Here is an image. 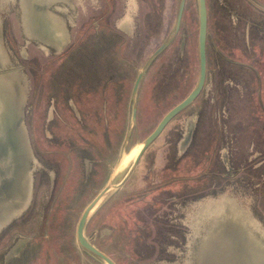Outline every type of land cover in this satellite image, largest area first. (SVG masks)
<instances>
[{
	"label": "rangeland",
	"instance_id": "1",
	"mask_svg": "<svg viewBox=\"0 0 264 264\" xmlns=\"http://www.w3.org/2000/svg\"><path fill=\"white\" fill-rule=\"evenodd\" d=\"M205 3L210 26L202 91L86 223L87 239L116 264H264L258 248L264 249V113L255 68L261 58L264 84V0ZM178 5L69 0L67 33L50 47L36 35L25 39L18 0H0L11 62L4 74L15 69L23 81L19 97L31 165V192L24 190L29 204L6 219V198L26 185L18 161L7 164L12 176L0 186V264H104L76 243L82 210L110 178L125 174L135 155L129 153L197 81V0H186L173 35ZM166 40L137 97L131 95L138 69ZM110 42L125 44L115 45L120 53L130 48L110 58L133 66L124 65L129 75L122 87L116 79L117 98L109 73L103 92L98 88V49ZM261 97L264 106V92ZM243 215L257 227L248 249L234 220Z\"/></svg>",
	"mask_w": 264,
	"mask_h": 264
},
{
	"label": "crops",
	"instance_id": "2",
	"mask_svg": "<svg viewBox=\"0 0 264 264\" xmlns=\"http://www.w3.org/2000/svg\"><path fill=\"white\" fill-rule=\"evenodd\" d=\"M18 1L20 8L21 32H24L25 39L31 40L30 38H33L34 35H36L45 46L49 45L50 47H53L54 44H59L60 39H63L64 33H67L63 28L65 23L64 12H66L64 5H67L69 0ZM10 65L11 62L7 58L6 42L3 37V23L0 18V186H3L1 184L4 182V179H11L12 173L7 172V164L11 161L16 160L21 165L20 169L21 174L23 175L22 177H24V173L26 174V185L24 186V189L21 187L16 188L14 196L6 198V207L9 213L6 214L5 219L12 211L15 212L16 207H20L24 210L27 204H29L28 202L30 199L27 196L28 193H26L27 191L24 193V190L26 186H31V178L27 170L30 163V146L26 131L23 127V113L20 110L22 104L21 98L19 97L23 81L19 72L15 69H8V74H4L6 72L5 68L10 67ZM23 169H25V172ZM223 199L224 198L221 197L220 201L217 203L219 205L222 204ZM214 200L213 197H208L206 202H213ZM239 204L240 203L234 204L237 206V209H246L245 206L244 208H240L241 205ZM244 218L245 215H243L242 219L235 218L234 220L238 225L237 230H240L238 234L243 236L245 246L248 249L249 247L246 245V240L254 238L253 232L254 229L257 231V227L250 222L247 224ZM258 248L259 252L264 254V249L262 247Z\"/></svg>",
	"mask_w": 264,
	"mask_h": 264
},
{
	"label": "water",
	"instance_id": "3",
	"mask_svg": "<svg viewBox=\"0 0 264 264\" xmlns=\"http://www.w3.org/2000/svg\"><path fill=\"white\" fill-rule=\"evenodd\" d=\"M186 0H179L174 32L176 35L179 31L182 15L185 7ZM198 9V31H197V52H198V77L192 90L175 106H173L165 115L160 119L156 127L143 139L137 152L135 153L131 164L123 176L117 173L114 177L110 178L105 186L92 198V200L82 210L76 226H75V240L83 251L93 256L104 264H116L115 261L106 253L95 247L85 236V226L89 217L93 212L115 191L124 181L129 177L133 169L136 167L141 156L150 144L160 135L165 126L182 110L188 107L199 95L203 88L206 77V32H207V12L205 0H197ZM169 40L164 41L157 50L151 55L146 62L145 66L155 57L167 44ZM138 81V80H137ZM134 119V114L133 117ZM131 130L125 136V140L129 138ZM120 176V177H119Z\"/></svg>",
	"mask_w": 264,
	"mask_h": 264
},
{
	"label": "flooded vegetation",
	"instance_id": "4",
	"mask_svg": "<svg viewBox=\"0 0 264 264\" xmlns=\"http://www.w3.org/2000/svg\"><path fill=\"white\" fill-rule=\"evenodd\" d=\"M206 12H207V32H206V43H207V39H208V28H209V26H210V20H209V26H208V9L206 8ZM115 26H117V25H115ZM178 33V32H177ZM210 33V32H209ZM127 34H132V32H129V33H127ZM258 40H260V38H259V36H258ZM112 42H110V43H103L105 46H109V47H106V48H102V47H100L99 49H98V54H99V58H98V62H99V68H98V72H99V78H98V88H99V92L101 93V92H103V89H105L104 87H106V85H107V82H106V76L107 75H109V77H111V79L112 80H110V82H112V84H114L115 83V85H114V89H113V91H114V94H113V97L114 98H117L118 96H121L122 95V93H120V92H118L117 91V88H118V85H117V81H116V79H119V82H120V87H122L123 86V84H124V79L125 78H127L128 77V75H129V72L127 71V69L124 71L123 70V67H124V65H128L127 63H126V61H124L125 59H123V60H118V58L116 59V60H114V59H112V58H110V57H112L113 55H121V53H122V51H121V53L119 52V48L117 47V46H124L125 44H123L122 42H116L115 44H114V42L111 44ZM163 43V42H162ZM161 43V44H162ZM160 44V45H161ZM115 45H117V46H115ZM159 45V46H160ZM128 46V44L126 45V47ZM158 46V47H159ZM167 46V45H166ZM165 46V47H166ZM157 47V48H158ZM164 47V48H165ZM157 48L153 51V53L157 50ZM163 48V49H164ZM206 48V47H205ZM124 49V48H123ZM162 49V50H163ZM129 50H130V48L129 47H127L126 48V50H125V52L124 53H122V55H124V54H126V55H128V53H129ZM161 50V51H162ZM206 50V49H205ZM160 51V52H161ZM159 52V53H160ZM152 53V54H153ZM158 53V54H159ZM198 53V52H197ZM151 54V55H152ZM157 54V55H158ZM151 55L143 62V64H142V66H140L139 68L140 69H138V71H137V73H136V76H135V78H134V80H133V82H132V87H131V95H134L135 97H137V95H138V93L140 92V90H139V87H140V83H141V81H142V78H143V76H144V73H145V70L149 67V65H150V63H151V61L157 56H155V57H153V59L148 63V65L147 66H145V64H146V62L148 61V59L151 57ZM106 57H109V58H107L106 59ZM255 61H256V63H255V68H256V79H257V86H256V98H257V103L259 104V110L262 112V113H264V106H263V104H262V97H261V94H262V92H264V84H263V73H262V60H261V58L260 59H258V57L255 59ZM130 67H133V66H129L128 65V67L127 68H130ZM123 70V71H122ZM206 72H207V52H206ZM106 73H109V74H106ZM138 80V81H137ZM205 80H206V77H205ZM116 81V82H115ZM121 82H122V84H121ZM109 83V82H108ZM204 84H205V81H204ZM113 86V85H112ZM120 87H119V89H120ZM203 87H204V85H203ZM112 88V87H111ZM118 89V90H119ZM203 89V88H202ZM202 89H201V91H202ZM200 91V92H201ZM200 94V93H199ZM199 96V95H198ZM197 96V97H198ZM179 103V102H178ZM139 104H140V102H139ZM175 106V105H174ZM170 110V109H169ZM168 110V111H169ZM167 111V112H168ZM183 111V110H182ZM166 112V113H167ZM136 113H137V110H136V108L134 107V106H132L131 107V119L134 121V119H135V116H136ZM133 114H134V119L132 118L133 117ZM165 115V114H164ZM163 115V116H164ZM162 116V117H163ZM160 121V120H159ZM158 124V123H157ZM156 127V126H155ZM131 130V129H130ZM147 150V149H146ZM145 150V151H146ZM134 152H137V147L135 148V149H133L132 150V152H130L129 154V156H132V154L134 153ZM142 157V156H141Z\"/></svg>",
	"mask_w": 264,
	"mask_h": 264
},
{
	"label": "bare ground",
	"instance_id": "5",
	"mask_svg": "<svg viewBox=\"0 0 264 264\" xmlns=\"http://www.w3.org/2000/svg\"><path fill=\"white\" fill-rule=\"evenodd\" d=\"M25 1V0H24ZM28 23V22H27ZM18 76V75H17ZM18 78V77H17ZM17 86V85H16ZM18 103V102H17ZM19 106H20V104H19ZM21 107V106H20ZM21 110V109H20ZM2 124V123H1ZM19 129V128H18ZM6 134V133H5ZM11 134V133H10ZM9 136V135H8ZM24 138V137H23ZM9 139V138H8ZM7 139V140H8ZM11 143V142H10ZM5 145V144H4ZM10 146V145H9ZM6 148H7V146H6ZM134 153H136V152H134ZM133 153V154H134ZM2 160V159H1ZM26 160V159H25ZM30 165V164H29ZM31 166V165H30ZM29 169H31V168H29ZM116 173V172H115ZM23 176V175H22ZM114 176V175H113ZM20 185V184H19ZM27 190V189H26ZM27 193V192H26ZM196 217V216H195ZM227 218V217H226ZM232 218V217H231ZM233 220V219H232ZM195 221V220H194ZM204 221V220H203ZM224 222V221H223ZM205 224V223H204ZM195 225V224H194ZM209 226H210V224H208ZM206 227V226H205ZM223 230V229H222ZM204 231H205V229H204ZM213 231V230H212ZM217 231V230H216ZM206 232V231H205ZM215 233V232H214ZM196 234V233H195ZM221 236V235H220ZM213 241V240H212ZM216 241V240H215ZM18 247H21V246H18ZM203 247V246H202ZM20 249V248H19ZM198 249V248H197ZM201 249V248H200ZM208 249V248H207ZM202 251V250H201ZM204 252H205V250H204ZM194 253H196V252H194ZM192 254V253H191ZM204 254V253H203ZM194 255V254H193ZM192 255V256H193ZM189 257H190V255H189ZM202 259V258H201ZM203 260V259H202ZM201 260V261H202Z\"/></svg>",
	"mask_w": 264,
	"mask_h": 264
}]
</instances>
